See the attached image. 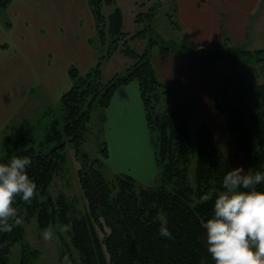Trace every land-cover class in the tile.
I'll list each match as a JSON object with an SVG mask.
<instances>
[{"label":"trees","instance_id":"trees-1","mask_svg":"<svg viewBox=\"0 0 264 264\" xmlns=\"http://www.w3.org/2000/svg\"><path fill=\"white\" fill-rule=\"evenodd\" d=\"M11 1L0 0V8H6ZM103 1L114 2L88 0L99 37L105 34L101 25L100 5ZM145 16H151V20L142 19ZM155 17V9L137 16L136 22L144 24V27L134 37L147 39L148 44L142 52L132 48L124 50L134 60L126 72L117 73L108 82H103L101 64L107 58L105 54L85 75H79L77 68L71 67L69 74L74 84L61 97L62 117L55 118L46 129L47 143L53 144L49 150H36V145L23 135L21 140L18 141L20 137L14 140V148L9 147L0 159V163L8 162L13 156L31 159L32 164L27 171L37 186L35 197L31 203L17 197L14 206L21 217L26 208L37 210L40 228L51 225L57 228L59 222L71 225L73 245L80 253L82 264H202V259L203 264H215L202 241L207 234L203 225L212 218L216 194L223 191V177L232 168L207 123L202 121L196 135L191 134L196 116L194 107L189 99H179L159 79L151 59L154 46L159 45L160 54L164 57L183 53L199 68H211L219 60L229 64L230 73L215 94L214 110L252 173L264 172V82L255 84L252 65H249L251 74L242 67L249 62L242 57V52L259 53L260 57L255 62L264 64V49L231 46L223 48L225 54L219 53L221 49L205 47L193 51L174 41L159 39L154 33ZM112 19H116L115 33H120L123 25L120 8L114 11ZM171 20L174 28L180 29L178 23ZM234 49L239 54H228ZM132 81L139 85L146 121L153 137L158 184L141 186L127 174L107 179L102 159L108 156V147L104 143L101 149L103 158L89 157L86 160L83 156L85 166L79 170L78 176L87 210L73 216L62 195L55 200L48 192L64 162L63 149L67 142H71L77 155L84 154L93 114L110 104L119 87ZM167 99L172 106L159 111L160 103ZM193 158L196 164L195 185L191 184L189 173ZM257 190L264 191V183L257 185ZM204 195L209 197L207 202H201ZM162 224L171 231L173 239L159 235ZM22 234L23 226L15 227L11 233H0V264H11L12 247ZM34 252L25 249L20 264H34Z\"/></svg>","mask_w":264,"mask_h":264},{"label":"crops","instance_id":"crops-1","mask_svg":"<svg viewBox=\"0 0 264 264\" xmlns=\"http://www.w3.org/2000/svg\"><path fill=\"white\" fill-rule=\"evenodd\" d=\"M263 2L174 0L175 11L169 10V13L175 16L180 27L178 30L190 48L215 45L253 50L247 48L251 33L258 39L264 33ZM123 15L125 24L124 12ZM95 36V18L88 0H12L6 8H0V133L5 132L12 116L22 110L25 101L42 99L41 95L46 92L44 88L50 90L54 79L51 75L60 77L62 73H69L71 67H76L82 76L97 65L99 54L94 46ZM118 58L120 61H115ZM151 59L159 79L179 99H189L196 115H201V122L211 128L232 170L243 167L245 173L252 172L235 148H231L234 150L232 156L226 144L228 131L214 110L216 91L229 73L223 74L224 60L217 61L211 68H199L183 53L164 57L160 50L153 51ZM126 60L113 55L103 62L102 74L104 66L114 62L122 65L119 70H114L115 74L123 73L130 65ZM67 78V85L71 88L74 81ZM98 110H103L105 117L103 136L108 144L112 141V153L116 154V161L110 159L108 147V156L103 158L104 166L108 165L116 175L127 174L146 187L154 186L159 170L137 81L119 87L110 104ZM122 140L132 147L144 145L145 164L140 171H134L133 165L124 160L128 153L122 156L114 151L116 146L123 147ZM204 237L202 241L207 248V238Z\"/></svg>","mask_w":264,"mask_h":264},{"label":"rangeland","instance_id":"rangeland-1","mask_svg":"<svg viewBox=\"0 0 264 264\" xmlns=\"http://www.w3.org/2000/svg\"><path fill=\"white\" fill-rule=\"evenodd\" d=\"M174 5V0H114V2L111 4L103 1V3H101L100 5L103 15L101 25L102 28H104L103 30L105 31V34L103 33V37H99L96 32V36L94 38V46L99 48L97 49L99 58L102 54H105L107 58L104 61H106L113 55H118V57H123L127 59L126 61H130V65L128 66L129 68L134 63V60L127 56L124 53V50L126 48H132L137 52H142L146 48L148 40L143 38H135L134 34H136L144 27V24L136 22L137 16L139 15V13H146L148 12V10L150 11V9L151 11H153L154 9L156 10L154 33L159 39H163L166 42L174 41V43L178 44L179 46H188V44H185L187 41L184 39L181 31L177 28H174L171 23V19L173 18V20H175V16H171L169 12L171 11L172 13H174ZM117 8H120L122 15L123 12L125 14V24L123 18V25L120 33H115L116 26L114 23H116V19H112V15ZM143 18L151 20V16H145L142 17V19ZM201 48L191 49H193L194 51V49L197 50ZM205 48H211L213 50L221 49L222 51L219 52L220 54H225L226 52H223L224 49L222 47L215 45H208ZM247 48H251L253 50L259 48L264 49V33L261 39L256 38L255 36H253V33H251ZM159 49V45L154 46L152 49V53L153 51L156 52ZM235 50L236 49L231 50L230 52H228V54H239V52ZM242 53V57H245L249 61L245 62L242 65L244 71H247V74L248 72L250 73L251 71L249 69V65H252V68L255 70V72L251 73L255 84H262L264 82V64H257V62H255L256 59L260 57L259 53ZM119 59L120 58L115 61H120ZM250 61H252L253 63H251ZM222 62L224 63L223 74H226L227 71L230 73L229 64L225 60ZM121 66L122 65L118 62H114L112 65L108 64L107 67L104 66L102 81L108 82V80L112 78V75L115 74L114 70H119ZM124 72L126 71L124 70L123 73ZM229 73L226 74L225 77H227ZM69 75L70 74L68 72L65 74L62 73L60 77L51 75L52 78H54L52 81V85L50 87V90L44 88V91L46 92L41 95L42 99L37 98L29 100L27 102L25 101L23 103L22 110L18 111L15 116H12V120L9 126H7V128L5 129V132L0 133V159L5 155V152L9 147L14 148V140L18 137H20L18 141L21 140L23 138V135L28 138V141L31 142V144H33L34 146L36 145L35 148L38 151H47L51 148L53 144L47 143L46 129L51 124V122L54 121L55 118L60 119L62 117L61 95L63 94L62 92H65L70 88L67 85V77H70ZM171 106L172 103L170 99L163 100L160 103L158 110L165 111ZM200 117L201 115H196V117L194 118L191 131V134L193 136L196 135V132L199 129L201 123ZM104 118L105 117L103 114V110H98L94 113V116L89 125L88 140L84 145V154L80 153L79 155H77L74 145L71 142L66 143L63 149L64 162L62 163L59 171H57L56 175L54 176V179L48 189L51 197H53L55 200H57L60 195L64 197L65 201H67L70 206L69 212L73 216L80 215L87 210V201L84 197L78 176L79 170L85 166V160L83 156L85 157V154H87L91 159L98 157L103 158V156L101 155V149L104 145V142L106 141L105 145H107V147H109L111 151L110 159H115L116 161V154L115 152L112 153V146H114L112 141H110L108 144L105 135L103 136L104 130L102 129V122ZM139 135H141V133H139ZM227 140L228 141L225 142L230 147L232 156H234V150L231 151V148L236 149L237 155L239 157L240 155L242 156L240 150L232 141L228 132ZM39 144H41V146ZM120 144L123 147L117 148L118 146H116L114 151H117L118 154L122 156L128 153V156H125L124 160L133 165L134 171H140L145 164L144 145H134L132 147L128 145L125 140H122ZM195 166V159L193 158V160L191 161L189 172L190 182L192 185H195L196 183ZM103 172L107 179H113L116 175L108 165L104 166ZM136 182L141 186H145L139 180ZM157 182L155 185L158 184ZM22 219L24 235L22 234L21 239L17 241L16 244L12 247L10 255L11 264H20L21 255L25 249L28 252H36L33 253V255L35 256L33 260L34 264H62L65 256H68L71 264H73V262L82 264L80 253L73 245L72 239L74 237V232H72L71 230L67 232L61 231L60 229L64 226L63 223L59 222L57 228L52 225L47 228H40L38 226L37 210L30 211L27 208L22 215ZM45 229H49L53 233L52 239L50 241H46L44 239L43 233ZM100 234L102 235V233ZM205 237L207 238V234H205Z\"/></svg>","mask_w":264,"mask_h":264},{"label":"clouds","instance_id":"clouds-1","mask_svg":"<svg viewBox=\"0 0 264 264\" xmlns=\"http://www.w3.org/2000/svg\"><path fill=\"white\" fill-rule=\"evenodd\" d=\"M32 161L27 156H13L0 163V233H11L23 224L19 210L14 206L17 197L31 203L35 197L36 184L27 169ZM264 183V172L243 167L227 172L223 177V191L216 194L214 214L204 228L207 233V251L215 264H264V191L257 185ZM204 195L201 202H207ZM71 230L70 225L60 229ZM159 235L173 239L167 226L161 225ZM44 239L50 241L53 233L45 229ZM62 264H71L65 256ZM203 264V259H202Z\"/></svg>","mask_w":264,"mask_h":264},{"label":"water","instance_id":"water-1","mask_svg":"<svg viewBox=\"0 0 264 264\" xmlns=\"http://www.w3.org/2000/svg\"><path fill=\"white\" fill-rule=\"evenodd\" d=\"M64 144V143H63ZM85 157H86V160H88L89 159V156L87 155V154H85Z\"/></svg>","mask_w":264,"mask_h":264}]
</instances>
